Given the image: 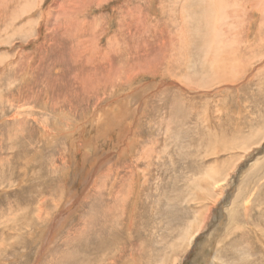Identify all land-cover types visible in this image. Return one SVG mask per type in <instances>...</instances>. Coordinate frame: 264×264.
<instances>
[{
	"label": "rangeland",
	"instance_id": "obj_1",
	"mask_svg": "<svg viewBox=\"0 0 264 264\" xmlns=\"http://www.w3.org/2000/svg\"><path fill=\"white\" fill-rule=\"evenodd\" d=\"M0 264H264V0H0Z\"/></svg>",
	"mask_w": 264,
	"mask_h": 264
},
{
	"label": "bare ground",
	"instance_id": "obj_2",
	"mask_svg": "<svg viewBox=\"0 0 264 264\" xmlns=\"http://www.w3.org/2000/svg\"><path fill=\"white\" fill-rule=\"evenodd\" d=\"M223 1V0H222ZM257 2V1H256ZM228 4V3H227ZM230 6V4H228ZM219 6V5H218ZM225 6V5H224ZM241 6V5H240ZM239 7V6H238ZM227 8V7H226ZM224 9V8H223ZM220 21V20H219ZM217 24H215L216 26ZM222 31V30H221ZM131 91V90H130ZM122 97V96H121ZM119 98V96L117 97ZM116 98V99H117ZM128 98V97H127ZM126 97L124 99H127ZM120 99V98H119ZM119 101V100H117ZM129 101V100H128ZM121 103V102H119ZM130 103V102H129ZM110 107V106H109ZM112 107V106H111ZM120 108V109H119ZM129 108V107H127ZM118 111H114V110H111L108 108V106L106 107L104 104L103 106H100V108H98L94 114L92 113L90 116L88 115H85L83 116L84 117H88V118H85V120L83 121V123L78 126L76 128V130H79V133H80V138H82L81 140H83L82 142H85V144L87 145V148L89 147H93L92 143H94L95 141H93L94 138L93 137V134L94 132H91V128L89 129L90 131L87 132V128H89L88 126H91L92 128H95L96 129V136H95V139H100V138H109L112 136V132L116 133V134H119L121 136V134L123 135L125 132L127 131H131V128L132 126L131 125V122L128 121L126 122V113L125 110H123V107H118L117 108ZM135 109V108H134ZM116 110V109H115ZM127 111V110H126ZM129 111V110H128ZM131 113V111H129ZM128 112V113H129ZM129 115V114H128ZM131 118V116H130ZM128 124H126V123ZM88 125V126H87ZM127 130V131H126ZM94 131V130H93ZM78 132V131H77ZM88 133V135H87ZM78 134V133H77ZM125 135V134H124ZM114 138V137H113ZM123 138V137H122ZM75 140V139H74ZM73 140V141H74ZM125 140H128L125 142V145L123 146L124 148H122V153H128L132 150V146L134 143L132 142L131 140V137L130 135H126V138ZM106 141V140H105ZM97 142V140H96ZM98 143V142H97ZM128 143V144H126ZM133 143V144H132ZM77 145V144H76ZM80 145V144H79ZM79 148V147H78ZM81 155V154H80ZM248 184V183H247ZM135 204V203H134ZM228 208V215L230 217V226L232 228V226H234L233 228H235L236 230L237 229H244L243 226H238L237 224V221L235 219V215L237 214V211H236V207L233 208V207H227ZM249 211V210H248ZM132 212V211H131ZM247 212V211H246ZM133 213V212H132ZM248 216V215H247ZM245 217V216H244ZM237 225H236V224ZM246 227V226H245ZM228 228V227H227ZM234 230V229H233ZM230 235V234H229ZM134 240V239H132ZM104 244V243H103ZM132 244V243H131ZM134 244V243H133ZM101 245V244H100ZM141 245V244H140ZM99 246V245H98ZM134 246V245H133ZM139 246V245H138ZM106 247V245H105ZM108 247V246H107ZM106 247V248H107ZM142 248V245L139 246ZM138 248V247H137ZM141 248H138L139 250ZM134 249H135V246H134ZM137 249V250H138ZM133 254V253H132ZM138 254V253H137ZM140 254V253H139ZM140 256V255H139ZM133 257H136V255ZM137 259V258H136ZM135 261V260H134ZM138 260H136L137 262Z\"/></svg>",
	"mask_w": 264,
	"mask_h": 264
}]
</instances>
